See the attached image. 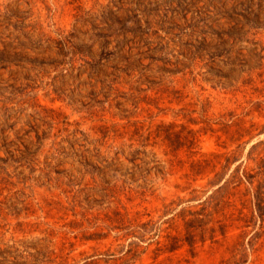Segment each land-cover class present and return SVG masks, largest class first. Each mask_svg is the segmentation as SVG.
I'll use <instances>...</instances> for the list:
<instances>
[{"label": "rangeland", "instance_id": "1", "mask_svg": "<svg viewBox=\"0 0 264 264\" xmlns=\"http://www.w3.org/2000/svg\"><path fill=\"white\" fill-rule=\"evenodd\" d=\"M202 207L190 246L179 217ZM148 220L160 237L130 234ZM16 260L264 264V0H0V264Z\"/></svg>", "mask_w": 264, "mask_h": 264}, {"label": "trees", "instance_id": "2", "mask_svg": "<svg viewBox=\"0 0 264 264\" xmlns=\"http://www.w3.org/2000/svg\"><path fill=\"white\" fill-rule=\"evenodd\" d=\"M237 178L239 180H242V176H240L239 174L237 175ZM225 186L221 185L219 188H223ZM198 196H194L192 200H197ZM213 196H209L206 200H204L203 204H207L209 203V205L214 204L213 201ZM258 201L261 199L259 196H257ZM261 202V201H260ZM258 206L260 207L261 204L258 203ZM206 207H202L201 210H193V209H187L183 211V214L181 213V216L183 217H179L184 221L185 227L186 229L190 232V231H198L201 241H205L206 240V231L207 229V225L209 224L208 221H206ZM190 216V217H189ZM139 229L138 232H140V235H135L137 231H132L130 234H132L133 236H136L138 239H140L141 237H144L146 234H150L152 233L153 236H157L160 237L161 236V232L163 231L161 226L158 224V222H155L153 220H148L147 222L141 223L140 225H138ZM212 230V229H211ZM214 232V231H213ZM193 232H190L188 234V236L186 237V242L187 244H189L190 246H193L195 244V234H192ZM215 237V234L212 233L211 235V239H213ZM177 239L176 238H172V241L170 242V246L168 248L169 251H175L177 249V247L179 245H177ZM137 241H134L131 245H137ZM159 243V242H158ZM13 264H25L22 262H19L18 260L14 261Z\"/></svg>", "mask_w": 264, "mask_h": 264}]
</instances>
